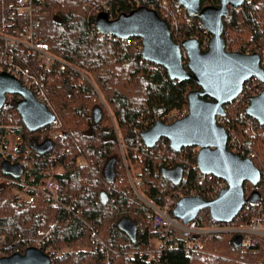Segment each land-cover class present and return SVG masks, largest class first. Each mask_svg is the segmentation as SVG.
I'll return each instance as SVG.
<instances>
[{
  "label": "trees",
  "instance_id": "1",
  "mask_svg": "<svg viewBox=\"0 0 264 264\" xmlns=\"http://www.w3.org/2000/svg\"><path fill=\"white\" fill-rule=\"evenodd\" d=\"M160 1L36 2L40 9L35 13L40 24L36 38L91 81L80 79L71 69L60 71L58 66L51 69L39 66L21 44L9 49L17 64L30 67L44 83L51 101L49 109L57 116V122L30 131L16 109L17 95L8 96L7 100L13 104H6L0 112V145L11 133L22 138L17 152L27 161L25 175L31 186L24 190L18 184H10L7 179L11 178L0 171L3 180L0 182V247L15 243L13 246L22 253L28 248V241L43 237V252L47 249L63 251L56 259L52 253H47L52 264H257L264 258L260 239L251 249L237 248L233 244L235 234L206 233L191 237L189 253L180 243L178 249L149 259V253L154 251L153 241L159 243L164 236L163 230L154 225L153 210L141 196L159 207L174 192L207 191L212 184L200 183L197 178L196 148H184L170 157L167 140L166 148L158 143L153 149L142 150L138 149L137 136L158 120L172 123L185 117L188 94L199 86L194 81H173L163 67L145 61L137 52L141 45L138 37L129 41H115L113 36L98 39L94 24L102 11L111 19L128 15L139 7L155 9L161 15ZM170 1L172 7L178 6L177 0ZM201 3L203 7L215 6L219 0H202ZM17 5L18 0H0V23L8 19L13 24L7 32L12 36L29 21L13 11ZM179 9L180 15L172 29L174 41L180 44L196 38L204 45L210 34L198 17L189 15L180 5ZM224 26L227 50L258 52L264 67V0H245L225 18ZM4 47V41L0 40V56ZM50 77H54L55 82ZM246 85L251 88L244 87L242 95L226 105V115L219 121L228 131V148L240 156L249 155L262 172L258 187L245 185L246 196L256 191L257 197L255 204H246L233 220L238 227L250 225L258 215L264 216V125L246 113L250 97L256 88L262 90L263 87L256 79ZM97 108L102 112L99 122L94 120ZM52 133L57 137H51ZM46 141H52L53 146L49 152L40 154L37 149ZM79 157H84L88 166H77ZM112 159L115 160V179L109 183L104 169ZM177 166L184 168L183 180L178 185L162 175L163 169ZM50 167L59 170L54 174L59 186L58 207L53 206L46 188L40 187L44 184V172ZM131 179L141 180L142 185L137 186L141 196ZM10 187L29 192L34 199L22 201L10 195ZM103 192L108 196L106 203L101 200ZM123 218L138 225L136 242L119 230L118 223ZM40 232L44 235L40 236ZM94 233L101 242L94 241Z\"/></svg>",
  "mask_w": 264,
  "mask_h": 264
},
{
  "label": "water",
  "instance_id": "2",
  "mask_svg": "<svg viewBox=\"0 0 264 264\" xmlns=\"http://www.w3.org/2000/svg\"><path fill=\"white\" fill-rule=\"evenodd\" d=\"M245 0H221V6L204 7L201 0H178L189 15L198 17L204 30L211 35L207 49L203 50L196 38L181 44L174 41L169 24L148 7H139L128 15L111 19L107 12L96 18L98 31L122 40L138 37L142 41V58L163 67L171 80L177 82L194 81L199 89L188 94V114L172 123L156 121L149 129L141 132L145 145L153 149L161 139H167L170 147L179 152L183 148H199L196 163L204 175H214L226 181L227 188L219 195L206 200L198 196L181 198L173 214L184 224L193 221L199 212L209 209L217 222H232L247 203H256L257 192L246 196V184L258 187L262 172L247 156H240L228 148V131L219 123L225 117V107L239 98L244 85L251 79L264 84V67L258 52L242 53L227 50L224 37V18L230 15L229 5L240 8ZM187 53L184 61L182 51ZM8 95H17L16 109L24 125L30 131L44 129L57 121V116L32 91L7 72L0 73V111L6 105ZM247 115L264 125V89L250 98ZM102 118L101 109L94 110V120ZM52 141L38 147L40 154L52 148ZM3 175L20 179L25 168L20 163L3 160L0 163ZM105 179L111 183L115 179V160H110L104 169ZM162 175L172 183L182 182L184 168L163 169ZM103 203L108 202L105 192L101 193ZM120 231L132 242H136L138 225L129 218L118 223ZM235 247H242V237L233 239ZM0 264H52L50 256L37 247H28L24 253L0 257Z\"/></svg>",
  "mask_w": 264,
  "mask_h": 264
},
{
  "label": "built area",
  "instance_id": "3",
  "mask_svg": "<svg viewBox=\"0 0 264 264\" xmlns=\"http://www.w3.org/2000/svg\"><path fill=\"white\" fill-rule=\"evenodd\" d=\"M37 1L38 0H18V5L13 11H17L18 15L22 17L29 18V21L23 27V29L16 33V35L12 36L7 33L13 25L12 23H9L8 19H4L0 23V40L4 41L5 44L3 54L0 56V73L7 72L17 78L22 85L26 86L30 91H32L36 99L44 103L49 108L51 106L50 98L47 95L44 86L39 82L37 74L30 67L17 64L14 61L12 54L9 52V49L14 46V44L23 45L28 50V53L36 59L38 65L41 67L51 69L55 66H58L60 71H66L67 69H71L80 76V79L85 81L91 80L82 71L56 57L50 51V47L48 44L40 42L36 38V32L40 28V24L36 19L35 15V13L40 10L39 7H36ZM179 5L180 4L178 2V6L172 7L170 0L160 1V16L169 24L171 31L176 25L177 17L180 15ZM96 28L97 26L95 22L94 29ZM96 32L98 34V39H102V37L104 36H109L110 38H112L113 36L104 35L100 33L98 29H96ZM113 39L115 41L122 40L116 36H113ZM137 43L138 41H135V44ZM206 45L207 41L204 43L203 47H206ZM137 52L142 53V44L138 47ZM183 54L184 56H186L185 51L183 52ZM252 84V86L254 87L255 83ZM245 87L247 90L251 88L249 85H245ZM260 92L261 90L259 88H256L253 95H257ZM10 101L11 100H7L6 104H13V102ZM8 135L7 140L9 141V143L4 144L3 142V144L0 145V163L3 160L7 159L10 160L12 163H20L25 168L27 165V161L24 159L25 157L23 155H20L17 152V143L19 142V137L17 136L18 139L15 141L16 143L14 147L11 148V139ZM51 137L56 138V133H52ZM137 140L138 149L144 150L145 148H148L143 142L141 135L137 136ZM159 143H161L162 147L166 148V139H161ZM167 154L170 157H173L176 154V151L173 150L169 145V148H167ZM10 178L11 179H7L8 183L10 184H18L24 190H28L31 187L29 180L26 179L25 172L23 177L20 178V182H18L19 179H14L12 177ZM50 178L51 179H49L48 183L49 186H47L46 190L50 198H52L53 200V206L58 207L60 204L58 194L59 186L55 180L54 175H52ZM197 178L199 179L200 183H211L212 187L207 191L189 190L185 192H174L169 195L166 198L165 203L159 207H156L149 203L147 200L143 199L144 202L153 210L154 225L163 230L164 236L163 240L159 242L158 246L154 249V251L149 253V259H154L155 257L161 256V254L164 252L178 249L180 243H182L185 252L189 253L191 252L190 247H192L190 242L191 237L196 234L206 233H232L235 235H240L242 237V245L245 246L247 249H251L253 245L257 243L256 238H258L262 240V250L264 252V216L258 215L255 219H253L252 223L246 227H238L236 226L234 221L217 222L212 218L209 209H205L199 212L197 217L187 224H184L180 219L174 216L173 210L177 202L181 198L186 196H198L206 200H212L216 198L223 189L227 188L226 181L219 179L214 175H204L199 172ZM1 181L3 180L0 176V182ZM131 183L135 189L136 186L142 185L140 179H131ZM253 210L255 211V209ZM207 222H209V224L205 225V223ZM43 235L44 233L40 232V236ZM42 238L39 237L38 239H33L36 243L34 247H37L40 250H42V247L45 244V240ZM93 239L96 242H101L100 237L96 233L93 234ZM33 240H30L31 242L28 243V246L32 244ZM194 250H197V248H194ZM16 252H18V250ZM48 252L49 249H47L44 253L47 254ZM257 264H264V258L259 260Z\"/></svg>",
  "mask_w": 264,
  "mask_h": 264
},
{
  "label": "rangeland",
  "instance_id": "4",
  "mask_svg": "<svg viewBox=\"0 0 264 264\" xmlns=\"http://www.w3.org/2000/svg\"><path fill=\"white\" fill-rule=\"evenodd\" d=\"M185 62H186V60H185ZM40 78V77H39ZM50 80L53 82L54 81V77L52 78V77H50ZM55 82V81H54ZM262 84V83H261ZM258 87V86H257ZM262 87H264V85L262 84V86H261V88ZM102 102H103V100H102V98L100 99ZM111 114V111L109 112V115ZM11 135V136H10ZM9 136V138L11 139V148H13L14 147V145H15V141L18 139L17 138V134H15V133H11V134H9L8 135ZM19 137V142L17 143V148L19 147V144L20 143H22V138L20 137V136H18ZM2 143H3V141H2ZM4 143L5 144H7V143H9V141L7 140V136L6 137H4ZM123 147V146H122ZM76 164H77V166H80V167H83V166H88V162H87V160L84 158V157H79V158H77V160H76ZM59 170L58 169H53V168H46V170H45V179H44V184L43 185H41L40 187H42L43 189H44V187L45 188H47V186H49V179H51L50 177L52 176V175H54L56 172H58ZM136 191L138 192V196H141V193H140V190H139V188H137V186H136ZM9 192H10V195H16L20 200H25V201H32L33 199H34V196H32L29 192H25V191H22V190H20V189H18V188H16V187H10L9 188ZM141 198H142V196H141ZM31 241H28V243H30ZM0 244H2V241H0ZM15 243H13L12 245H10L9 247H0V257H4V256H9V255H11L12 253H13V251H17L18 250V252H19V248H16V246H13ZM35 241L33 240V242H32V244L30 245V246H35ZM30 246H28V247H30ZM158 246V241L157 240H154L153 241V248L152 249H155L156 247ZM11 247V248H10ZM9 250L8 252L6 251V250ZM152 249H151V251H152ZM26 250V249H25ZM25 250L22 252V253H24L25 252ZM149 251V250H148ZM62 252L63 251H61V250H57V251H55V250H50L49 249V253H52L54 256H53V258L54 259H56V258H58L61 254H62ZM19 253H21V252H19ZM141 253H143L144 254V251L143 252H141Z\"/></svg>",
  "mask_w": 264,
  "mask_h": 264
},
{
  "label": "flooded vegetation",
  "instance_id": "5",
  "mask_svg": "<svg viewBox=\"0 0 264 264\" xmlns=\"http://www.w3.org/2000/svg\"><path fill=\"white\" fill-rule=\"evenodd\" d=\"M201 1H202V0H201ZM201 6H202V3H201ZM208 6L218 8V7L221 6V0H219L218 5H215V6H214V5H208ZM208 6H204V7H208ZM204 7L202 6V8H204ZM233 9H239V8H232V5H229L230 15H231V11H232ZM230 15H229V16H230ZM229 16H228V17H229ZM228 17H227V18H228ZM224 20H225V18H224ZM224 20H223V21H224Z\"/></svg>",
  "mask_w": 264,
  "mask_h": 264
},
{
  "label": "bare ground",
  "instance_id": "6",
  "mask_svg": "<svg viewBox=\"0 0 264 264\" xmlns=\"http://www.w3.org/2000/svg\"><path fill=\"white\" fill-rule=\"evenodd\" d=\"M14 58V57H13ZM37 78H38V80H39V82L44 86V88H45V85H44V83L41 81V79L39 78V76L37 75ZM256 240L258 241L259 239L258 238H256ZM95 241V240H94Z\"/></svg>",
  "mask_w": 264,
  "mask_h": 264
}]
</instances>
